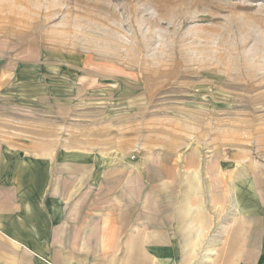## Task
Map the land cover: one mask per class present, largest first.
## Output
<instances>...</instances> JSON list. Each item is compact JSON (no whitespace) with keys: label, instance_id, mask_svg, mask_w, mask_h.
<instances>
[{"label":"rangeland","instance_id":"1","mask_svg":"<svg viewBox=\"0 0 264 264\" xmlns=\"http://www.w3.org/2000/svg\"><path fill=\"white\" fill-rule=\"evenodd\" d=\"M0 141L260 173L264 0H0Z\"/></svg>","mask_w":264,"mask_h":264},{"label":"crops","instance_id":"2","mask_svg":"<svg viewBox=\"0 0 264 264\" xmlns=\"http://www.w3.org/2000/svg\"><path fill=\"white\" fill-rule=\"evenodd\" d=\"M235 168L0 141V264H264V167Z\"/></svg>","mask_w":264,"mask_h":264}]
</instances>
